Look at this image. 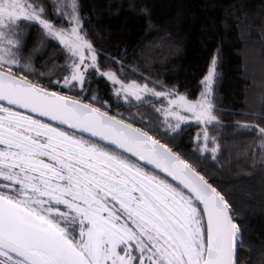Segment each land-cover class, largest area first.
I'll use <instances>...</instances> for the list:
<instances>
[{
  "label": "snow or ice",
  "instance_id": "1",
  "mask_svg": "<svg viewBox=\"0 0 264 264\" xmlns=\"http://www.w3.org/2000/svg\"><path fill=\"white\" fill-rule=\"evenodd\" d=\"M233 18L241 43L251 28L264 40V0ZM115 48L97 46L80 0H0V264H264L217 175L219 52L193 94ZM243 114L227 126L254 140L241 169L254 175L264 111Z\"/></svg>",
  "mask_w": 264,
  "mask_h": 264
},
{
  "label": "trees",
  "instance_id": "2",
  "mask_svg": "<svg viewBox=\"0 0 264 264\" xmlns=\"http://www.w3.org/2000/svg\"><path fill=\"white\" fill-rule=\"evenodd\" d=\"M80 4L98 47L113 52L116 45L126 47L130 59L152 60L165 79L182 88L188 86L193 94L211 54L219 52L217 101L227 109L222 116L226 122L222 147L230 155L222 157L223 170L217 175L222 186L235 193L234 203L248 235L254 240L264 237V171L257 169L254 175L241 171L247 166L254 140L250 136L236 139L241 130L227 126L253 119L245 112L264 111V40L251 28V37L245 34L241 43L233 18V9L239 10L243 4L259 11L261 0H80ZM142 6L150 10L151 27L148 17L139 12ZM254 23L259 24V18ZM37 35L38 30L33 29L29 48ZM51 53V47L37 53V67ZM195 131L194 126L186 128L179 138L182 150L191 151Z\"/></svg>",
  "mask_w": 264,
  "mask_h": 264
}]
</instances>
